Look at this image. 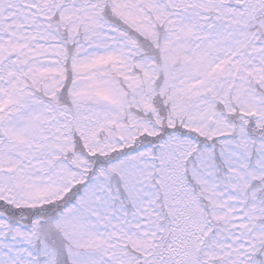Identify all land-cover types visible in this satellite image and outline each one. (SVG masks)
I'll return each mask as SVG.
<instances>
[{
  "label": "snow or ice",
  "instance_id": "snow-or-ice-1",
  "mask_svg": "<svg viewBox=\"0 0 264 264\" xmlns=\"http://www.w3.org/2000/svg\"><path fill=\"white\" fill-rule=\"evenodd\" d=\"M0 264H264V0H0Z\"/></svg>",
  "mask_w": 264,
  "mask_h": 264
}]
</instances>
